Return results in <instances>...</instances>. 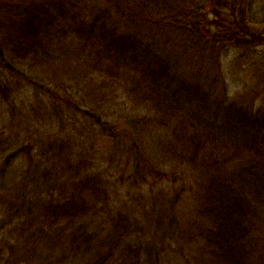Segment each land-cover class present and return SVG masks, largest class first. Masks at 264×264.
Instances as JSON below:
<instances>
[{
    "label": "trees",
    "instance_id": "16d2710c",
    "mask_svg": "<svg viewBox=\"0 0 264 264\" xmlns=\"http://www.w3.org/2000/svg\"><path fill=\"white\" fill-rule=\"evenodd\" d=\"M11 86L15 264H264V0H0Z\"/></svg>",
    "mask_w": 264,
    "mask_h": 264
},
{
    "label": "rangeland",
    "instance_id": "374dc122",
    "mask_svg": "<svg viewBox=\"0 0 264 264\" xmlns=\"http://www.w3.org/2000/svg\"><path fill=\"white\" fill-rule=\"evenodd\" d=\"M70 76V74H68L67 76L63 77L62 79H66ZM61 80V79H60ZM17 89H12L9 87H2L0 89V102L4 101V103H12L14 100H16V103H14L13 108L16 109L15 111H8L9 107H6L4 109V111L2 113H0V140L4 141V142H8V138L9 139H14V131L18 129V121L22 116V112L18 107V101H17ZM32 89L31 88H26V90H24L25 94H32ZM14 120V121H13ZM11 142H13V140H10ZM104 145H106L107 143H103ZM9 193V192H8ZM31 194H33V192H31ZM7 194L3 193V195L0 196V200H5V208L6 210H8V206H9V200H7ZM3 208V206H1ZM4 229V230H3ZM0 229V247H2L3 253H5L8 258H4L1 260L0 263L2 264H15L14 261L12 260V258L8 255L7 250L5 249V246H3V244L8 240V245H19L17 243V241L15 239H11V231L8 228H3ZM5 244V245H6ZM24 243L20 244L23 245ZM8 247V246H6ZM10 248V247H8ZM35 264H39L38 260L35 261Z\"/></svg>",
    "mask_w": 264,
    "mask_h": 264
}]
</instances>
